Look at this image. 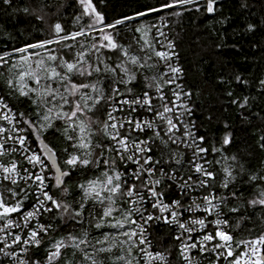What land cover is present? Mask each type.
Masks as SVG:
<instances>
[{"label": "snow or ice", "instance_id": "1", "mask_svg": "<svg viewBox=\"0 0 264 264\" xmlns=\"http://www.w3.org/2000/svg\"><path fill=\"white\" fill-rule=\"evenodd\" d=\"M74 2L71 28L58 21L48 38L0 51V264H264V160L252 168L230 152V131L200 132L165 17L131 27L177 6L214 14L220 0H160L111 19L93 0ZM121 28L138 34L136 50ZM233 81L264 100V76L218 78ZM250 99H230L244 121ZM40 247L42 260L32 251Z\"/></svg>", "mask_w": 264, "mask_h": 264}, {"label": "trees", "instance_id": "2", "mask_svg": "<svg viewBox=\"0 0 264 264\" xmlns=\"http://www.w3.org/2000/svg\"><path fill=\"white\" fill-rule=\"evenodd\" d=\"M204 2L205 0H200L201 4ZM241 2L242 0H220L214 14H207L203 8L197 12L192 6H188L191 10L177 6L138 18L131 22V27L134 29L139 23L153 25L161 16L165 17L184 69V84L193 90V117L200 132L206 131L209 136L217 139L225 131L232 132L234 141L230 152L240 150L248 165L258 168L260 161L264 160V153L256 147V140L260 135L259 129L264 125L257 113L264 116V100L255 87L245 88L235 81L231 85L218 83L219 77L231 79L237 73L252 82L264 76V25L261 24V19L264 18V0H246L247 8H241ZM93 3L98 11L111 19L123 14L131 15L136 9L143 10L144 5L158 6L160 0H93ZM13 5L14 8L28 7L29 13L14 11V8L7 6L0 7V51L9 50L11 46H19L26 41L35 42L48 38L49 26L58 21L71 28L73 16L80 10L74 0H13ZM48 5L51 7H47ZM32 9H36V14L44 16L45 19L37 20ZM173 11H180L181 15L171 16ZM224 17L229 18L226 23H217ZM249 22L257 26L252 33L244 31ZM7 33L14 39H8ZM121 33V42L132 43L136 50L133 36L138 34L126 31L125 28H121ZM152 35L156 37L154 29ZM217 43L224 46L216 48ZM229 89L233 90L231 98L225 95ZM243 95L255 97L250 99L251 107L243 112L248 117L247 121L241 118V110L230 103V99L242 98ZM13 104L16 106L15 101ZM209 115L212 117L211 121L205 119ZM225 123L229 126L227 129L224 127ZM73 179L78 177L74 175ZM156 234L163 233L158 228ZM247 236V232L242 233V238ZM153 239L156 243L155 238ZM164 242L167 244V240ZM32 251L34 258H44L43 247Z\"/></svg>", "mask_w": 264, "mask_h": 264}, {"label": "built area", "instance_id": "3", "mask_svg": "<svg viewBox=\"0 0 264 264\" xmlns=\"http://www.w3.org/2000/svg\"><path fill=\"white\" fill-rule=\"evenodd\" d=\"M151 14H152V13H151ZM148 15H149V14H148ZM160 23H161V22H160V19H158V20H156V21L154 22L153 25H156L157 27H159V26H160ZM164 23H165L166 26L162 27V28H161V31H163V32L166 34L167 39H171V40H173L172 37L170 36V33H169V22L165 20ZM154 31H155V29H154ZM155 36H156V32H155ZM156 39L160 40L161 43L164 42L163 38H161V37L156 36ZM158 47H159V44H158ZM176 51H177V53H178L177 48H176ZM178 58H179V63H180V65H181L179 53H178ZM183 82H184V75H183ZM193 119H195V118L193 117ZM167 196L170 197V198H174V197H175V193H168ZM153 242H154V239H153ZM154 244H155V242H154ZM32 250H33V249H32Z\"/></svg>", "mask_w": 264, "mask_h": 264}, {"label": "crops", "instance_id": "4", "mask_svg": "<svg viewBox=\"0 0 264 264\" xmlns=\"http://www.w3.org/2000/svg\"><path fill=\"white\" fill-rule=\"evenodd\" d=\"M44 248V247H43Z\"/></svg>", "mask_w": 264, "mask_h": 264}]
</instances>
